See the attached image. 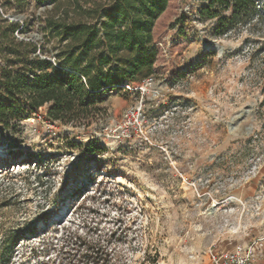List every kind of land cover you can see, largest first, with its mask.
I'll use <instances>...</instances> for the list:
<instances>
[{"label": "rangeland", "instance_id": "obj_1", "mask_svg": "<svg viewBox=\"0 0 264 264\" xmlns=\"http://www.w3.org/2000/svg\"><path fill=\"white\" fill-rule=\"evenodd\" d=\"M255 2L249 23L216 36L215 20L198 16L203 3L168 0L152 29L153 74L104 93L101 117L84 127L37 115L0 133V264H43L41 236L30 235L40 214L57 203L64 223L83 195L94 196L88 222L129 226L126 264H211L212 254L264 234V0ZM17 7L5 10L25 23L18 37L41 43L39 17L63 13L67 1ZM134 108L138 119L123 126ZM90 139L107 150L98 166L66 145Z\"/></svg>", "mask_w": 264, "mask_h": 264}, {"label": "trees", "instance_id": "obj_2", "mask_svg": "<svg viewBox=\"0 0 264 264\" xmlns=\"http://www.w3.org/2000/svg\"><path fill=\"white\" fill-rule=\"evenodd\" d=\"M48 1L58 6L62 0ZM66 1L63 13H48L43 20L39 17L43 34L39 43L19 38L17 34L26 30L25 23L20 28L16 19L6 16L5 8L11 2L22 9L27 0H0V133L14 132L19 122L37 115L49 122L87 127L105 113L101 107L104 93L153 74L157 51L152 29L168 0ZM197 1L203 3L200 20H215L212 30L216 36L258 15L255 0ZM176 24L178 34L189 29L184 14ZM50 41L53 45L45 47ZM41 55H52L53 61ZM66 145L77 150L86 163L93 160L97 166L107 152L93 139L66 141ZM10 158L18 159V155L11 153ZM88 199L94 196L83 195L64 223L57 218V203L40 214L42 227L30 235L35 239L41 236L38 248L46 259L43 264L127 263V252L134 251L129 226L121 225L119 217L110 221L109 227L102 220L88 222L82 213L85 209L92 212L84 204ZM24 236L21 233L20 237Z\"/></svg>", "mask_w": 264, "mask_h": 264}, {"label": "built area", "instance_id": "obj_3", "mask_svg": "<svg viewBox=\"0 0 264 264\" xmlns=\"http://www.w3.org/2000/svg\"><path fill=\"white\" fill-rule=\"evenodd\" d=\"M139 113V108L127 110L123 115V126H125L127 122L130 123L132 119L136 121L139 117ZM125 132L126 130L124 129L123 133ZM263 241L264 234L255 237L250 243L237 244L228 252L212 254L211 264H254L256 251L259 246L263 244Z\"/></svg>", "mask_w": 264, "mask_h": 264}, {"label": "crops", "instance_id": "obj_4", "mask_svg": "<svg viewBox=\"0 0 264 264\" xmlns=\"http://www.w3.org/2000/svg\"><path fill=\"white\" fill-rule=\"evenodd\" d=\"M261 251H262V250H261ZM261 251H260V252H261ZM259 260H260V259H258V261H257L258 264H259Z\"/></svg>", "mask_w": 264, "mask_h": 264}, {"label": "water", "instance_id": "obj_5", "mask_svg": "<svg viewBox=\"0 0 264 264\" xmlns=\"http://www.w3.org/2000/svg\"><path fill=\"white\" fill-rule=\"evenodd\" d=\"M10 20H14V18H13V17H11V18H10Z\"/></svg>", "mask_w": 264, "mask_h": 264}]
</instances>
